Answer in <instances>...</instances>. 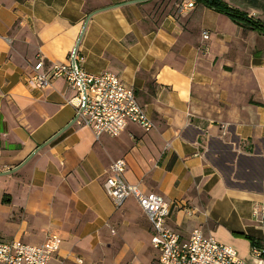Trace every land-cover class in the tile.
Instances as JSON below:
<instances>
[{"label":"crops","instance_id":"crops-1","mask_svg":"<svg viewBox=\"0 0 264 264\" xmlns=\"http://www.w3.org/2000/svg\"><path fill=\"white\" fill-rule=\"evenodd\" d=\"M186 1L0 0V239L43 244L56 232L51 264H160L138 201L116 209L104 188L106 170L123 158L129 182L170 203L168 227L183 238L201 228L258 264L264 32L199 0L178 12ZM222 1L264 23V0ZM73 47L82 68L115 72L134 88L151 129L130 123L97 138L76 121L66 79L30 86L39 57L66 63Z\"/></svg>","mask_w":264,"mask_h":264},{"label":"built area","instance_id":"built-area-1","mask_svg":"<svg viewBox=\"0 0 264 264\" xmlns=\"http://www.w3.org/2000/svg\"><path fill=\"white\" fill-rule=\"evenodd\" d=\"M195 6V0L182 2L178 12ZM203 38L208 40L210 32L204 30ZM208 44L201 46L208 51ZM83 58L73 47L69 61L46 65L44 59L34 64L29 78L32 88H44L52 80L62 77L76 90V121L89 126L100 137L103 134L118 136L130 123H136L149 130L154 122L138 100L133 87L127 85L115 72L104 71L93 74L82 68L78 62ZM126 161H113L106 170L104 188L116 209L134 197L147 215L152 227L151 243L159 251L160 264H252L239 255L238 251L213 235H207L201 228H195L187 238L167 226L171 205L157 192H145L125 176ZM254 215L264 224V206H256ZM62 243L61 236L49 231L43 244H32L21 239H0V264H51L57 257ZM252 254L258 264H264V246L253 244ZM81 261V259H80Z\"/></svg>","mask_w":264,"mask_h":264},{"label":"trees","instance_id":"trees-1","mask_svg":"<svg viewBox=\"0 0 264 264\" xmlns=\"http://www.w3.org/2000/svg\"><path fill=\"white\" fill-rule=\"evenodd\" d=\"M208 4L209 6L215 8L217 11L223 12L229 15L235 22L245 25L247 28L258 30L264 32V23L258 20L249 18L246 13L230 7L228 4L222 0H199Z\"/></svg>","mask_w":264,"mask_h":264},{"label":"water","instance_id":"water-1","mask_svg":"<svg viewBox=\"0 0 264 264\" xmlns=\"http://www.w3.org/2000/svg\"><path fill=\"white\" fill-rule=\"evenodd\" d=\"M216 1H219V0H216ZM92 13L88 15L85 23H84V28L89 20V18L91 17ZM76 119V118H75ZM73 123V122H72ZM65 130L64 129H61L58 133H56L55 135H53L50 139H48L47 141H45L43 144L39 145L38 148L26 159L24 160L22 163H20L18 166H16L15 168L9 170V171H6L5 173H11V172H14L16 171L17 169H19L35 152H37L39 149H41L43 146H45L46 144L50 143L54 138H56L59 134H61L63 131ZM2 174V173H0Z\"/></svg>","mask_w":264,"mask_h":264}]
</instances>
